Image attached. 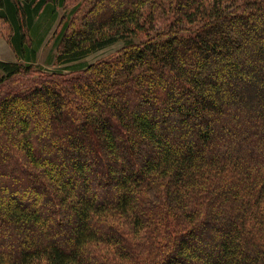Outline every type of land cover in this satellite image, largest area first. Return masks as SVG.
I'll return each mask as SVG.
<instances>
[{
    "label": "trees",
    "instance_id": "obj_1",
    "mask_svg": "<svg viewBox=\"0 0 264 264\" xmlns=\"http://www.w3.org/2000/svg\"><path fill=\"white\" fill-rule=\"evenodd\" d=\"M59 8L55 64L125 44L44 70ZM0 38V264H264V0H0Z\"/></svg>",
    "mask_w": 264,
    "mask_h": 264
},
{
    "label": "rangeland",
    "instance_id": "obj_2",
    "mask_svg": "<svg viewBox=\"0 0 264 264\" xmlns=\"http://www.w3.org/2000/svg\"><path fill=\"white\" fill-rule=\"evenodd\" d=\"M63 13V9L59 8L57 11V14L55 17H53L50 21L47 19L48 17H45L44 20L42 21L41 25V30H40V36L43 37V42L39 47L38 50V57L35 62L36 65L42 67L44 70L48 71H63V72H68L71 70H77L82 67H85L86 65L93 63L97 60H99L102 57L108 56L111 53L115 52L119 48H121L125 44L124 39H120L117 42H115L112 45H109L97 52H94L78 61L68 63V64H55L54 62V54H55V46H54V39L52 37V34L54 32V29L56 28V25L58 23L60 15ZM0 60H16V54L7 42L6 39L0 38ZM31 192V191H30ZM27 191L24 195L19 193V189H17L14 193L15 196H21V200L25 202V200L30 199L27 194L29 195L30 193ZM36 193V196L33 195L31 196V200L37 205L41 203V200L39 199L40 196H38ZM23 198L25 200H23ZM48 228L52 230V233L55 235L54 238L57 239V234L58 232L55 230L54 224L50 223L48 224ZM54 230V231H53ZM0 239L2 238V235H0ZM61 238H58L57 240H60ZM62 240V239H61Z\"/></svg>",
    "mask_w": 264,
    "mask_h": 264
}]
</instances>
